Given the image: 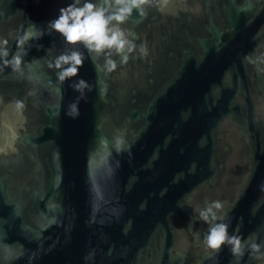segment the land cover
<instances>
[{"label": "water", "instance_id": "obj_1", "mask_svg": "<svg viewBox=\"0 0 264 264\" xmlns=\"http://www.w3.org/2000/svg\"><path fill=\"white\" fill-rule=\"evenodd\" d=\"M72 2L0 0V264H264V0H146L120 53L51 28Z\"/></svg>", "mask_w": 264, "mask_h": 264}, {"label": "clouds", "instance_id": "obj_2", "mask_svg": "<svg viewBox=\"0 0 264 264\" xmlns=\"http://www.w3.org/2000/svg\"><path fill=\"white\" fill-rule=\"evenodd\" d=\"M146 3V0H104L102 6L91 2V0H73L59 10V17L51 22L50 26L56 32H59L65 39V42L71 45L83 43L89 52H103L104 49L115 48L117 53L122 52L126 41L122 38L123 33L118 29L117 25L123 23L127 15H130L133 8L139 9L140 5ZM113 21L116 23L114 24ZM111 25V26H110ZM7 44V41L4 42ZM23 40L18 42L22 44ZM132 48H129V52ZM3 56H8V51H3ZM16 64H20L19 57H13ZM127 62V57L122 61ZM84 59L79 51H72L70 54L62 55L57 60L55 67L60 69L59 79L61 81L66 78L78 75L79 68L83 66ZM110 65L109 71L115 70L114 61L108 60ZM62 65H68L63 67ZM50 67L52 65H49ZM88 87L86 81L81 79L76 85V89ZM219 208V203L215 204ZM208 213L212 209H207ZM201 218L208 221V215L205 212L200 213ZM213 219L215 217L213 216ZM206 243L211 249H220L226 243L232 245V253L238 254L241 246V237L228 235L227 225L215 224L209 227L206 236ZM252 248L259 251V246L253 244Z\"/></svg>", "mask_w": 264, "mask_h": 264}]
</instances>
